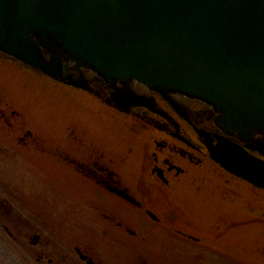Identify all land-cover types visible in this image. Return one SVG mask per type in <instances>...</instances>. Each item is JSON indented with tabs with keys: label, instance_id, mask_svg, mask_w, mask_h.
Returning <instances> with one entry per match:
<instances>
[{
	"label": "flooded vegetation",
	"instance_id": "obj_1",
	"mask_svg": "<svg viewBox=\"0 0 264 264\" xmlns=\"http://www.w3.org/2000/svg\"><path fill=\"white\" fill-rule=\"evenodd\" d=\"M72 68L65 76L86 89L0 52V264H264V188L214 156L264 169V145L226 134L201 102ZM29 75L67 90L41 105ZM62 101L96 114L57 134L36 105ZM94 118L143 138L131 160L108 153Z\"/></svg>",
	"mask_w": 264,
	"mask_h": 264
},
{
	"label": "water",
	"instance_id": "obj_2",
	"mask_svg": "<svg viewBox=\"0 0 264 264\" xmlns=\"http://www.w3.org/2000/svg\"><path fill=\"white\" fill-rule=\"evenodd\" d=\"M0 52L83 89L65 67L200 101L225 133L264 145V0H0ZM215 155L264 188L260 162Z\"/></svg>",
	"mask_w": 264,
	"mask_h": 264
},
{
	"label": "rangeland",
	"instance_id": "obj_3",
	"mask_svg": "<svg viewBox=\"0 0 264 264\" xmlns=\"http://www.w3.org/2000/svg\"><path fill=\"white\" fill-rule=\"evenodd\" d=\"M26 77L28 79L27 84L29 86L28 89L26 88V90L29 91L30 97H39V94H42L43 97L40 98V104H44L47 102L45 96H49L51 94V91H54L56 89L65 91L67 90L61 87H57L54 89L53 87H51V85H47L48 83L45 84L46 82L42 81L40 78L33 77L32 75ZM40 104L36 105L37 112H40L44 115L45 123L50 124L52 128H54L53 132H57V134L59 133L58 130L60 132H63V129L66 127L65 124L68 121V117H76L77 119H87L88 116H92V119L93 116L96 114V111H89L90 106L88 107L87 105H66L62 101V104H58V106L54 107L53 105L52 107L48 104L44 107L45 109H40L42 105ZM85 107H88L89 109ZM91 108H94V106H91ZM73 114H75V116H73ZM81 114H88V116L83 117V115ZM94 119L91 120L92 127L94 128L92 133L95 137L96 135H104L105 139L101 136L98 137L99 139H104V143L102 144L108 150V153L116 157L120 156L124 159L131 160L135 153L133 151V145L136 147L140 140L143 138L133 137L131 133V129L133 127L120 119L108 120V118H105L103 120H98L100 122ZM80 198L81 197L79 196V199Z\"/></svg>",
	"mask_w": 264,
	"mask_h": 264
}]
</instances>
